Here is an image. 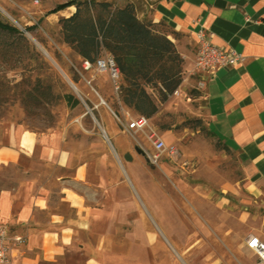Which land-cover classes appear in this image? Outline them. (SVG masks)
I'll use <instances>...</instances> for the list:
<instances>
[{"label": "crops", "instance_id": "0c3cea01", "mask_svg": "<svg viewBox=\"0 0 264 264\" xmlns=\"http://www.w3.org/2000/svg\"><path fill=\"white\" fill-rule=\"evenodd\" d=\"M127 4L140 20L167 23L166 0H119V7ZM111 139L115 152L81 131L0 123V221L21 239L0 264H176L175 247L136 183L134 162L124 163Z\"/></svg>", "mask_w": 264, "mask_h": 264}, {"label": "rangeland", "instance_id": "374dc122", "mask_svg": "<svg viewBox=\"0 0 264 264\" xmlns=\"http://www.w3.org/2000/svg\"><path fill=\"white\" fill-rule=\"evenodd\" d=\"M71 1L0 0L2 20L21 33L0 31V123L10 122L38 132L66 128L72 136L81 131L91 139L99 138L115 152L113 136L114 142L121 146L122 161L134 162L141 195L175 247L172 161L166 160L168 164L161 168L135 149L139 145L151 151L153 143L148 141L147 135L153 131L171 143L170 96L167 102L159 104L158 113L150 117L151 128L146 134L126 131L116 115L130 121L125 115L134 116L136 112L124 104L120 92L115 93L107 75L84 71L83 57L76 44L65 42L62 20L76 9L69 16H66L67 11L60 17L51 13L57 5ZM96 1L109 2L112 9L120 6L119 0ZM85 15L82 8V16ZM154 22L157 31L167 34L166 22ZM90 78L98 93L85 83V79ZM76 85L78 88L74 87ZM147 90L154 97L157 94L151 86L147 85ZM66 93L78 98L80 102L76 107H70L64 97ZM99 99L106 103L101 104ZM124 153H129L132 160H127ZM11 171L17 170L12 166ZM2 185L0 171V187Z\"/></svg>", "mask_w": 264, "mask_h": 264}, {"label": "trees", "instance_id": "16d2710c", "mask_svg": "<svg viewBox=\"0 0 264 264\" xmlns=\"http://www.w3.org/2000/svg\"><path fill=\"white\" fill-rule=\"evenodd\" d=\"M69 5H75L76 11L62 20L65 42L76 44L83 59L95 60L101 50L110 53L123 77L120 93L124 104L147 118L157 114L159 104L167 102L170 96L167 34L157 31L154 21L140 20L132 4L112 9L109 2L72 0L57 5L51 12ZM94 10L97 12L93 13ZM0 31L20 33L1 15ZM147 85L156 90L155 97L148 92ZM64 97L70 107L80 102L70 93Z\"/></svg>", "mask_w": 264, "mask_h": 264}, {"label": "built area", "instance_id": "2783aa9c", "mask_svg": "<svg viewBox=\"0 0 264 264\" xmlns=\"http://www.w3.org/2000/svg\"><path fill=\"white\" fill-rule=\"evenodd\" d=\"M81 66L84 71L93 72L94 74L107 75L111 85H113L115 93L117 95L119 94L121 91L123 77L114 57L110 53L104 51L95 60L83 59ZM85 83L92 89L94 93H98L96 88L92 85L91 78L85 79ZM105 103V101L102 102V104ZM116 117L118 121H120L126 127V129L132 133L143 132L146 134V131L151 128L150 118L138 113H136L134 116H130V114L127 113L125 118L130 117V121H123L121 116L119 117L118 115H116ZM147 138L148 141L150 140L153 143V149L146 152L149 161L151 160L156 164H160L161 161L164 162V160L172 161L171 143H168L166 140L162 139L156 131L149 133ZM20 241V237L11 236L7 225L0 221V261L8 262L17 249L16 244Z\"/></svg>", "mask_w": 264, "mask_h": 264}, {"label": "water", "instance_id": "95a60500", "mask_svg": "<svg viewBox=\"0 0 264 264\" xmlns=\"http://www.w3.org/2000/svg\"><path fill=\"white\" fill-rule=\"evenodd\" d=\"M135 149L138 153L142 155L145 154L144 150L139 145H136ZM124 156L127 160H132V156L129 153H125Z\"/></svg>", "mask_w": 264, "mask_h": 264}, {"label": "bare ground", "instance_id": "6f19581e", "mask_svg": "<svg viewBox=\"0 0 264 264\" xmlns=\"http://www.w3.org/2000/svg\"><path fill=\"white\" fill-rule=\"evenodd\" d=\"M74 87H77V85L76 86H74ZM78 88V87H77ZM99 101H100V103L102 104V102H104V100L103 99H99Z\"/></svg>", "mask_w": 264, "mask_h": 264}]
</instances>
